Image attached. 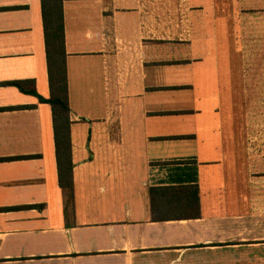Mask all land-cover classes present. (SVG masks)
Masks as SVG:
<instances>
[{"label":"crops","instance_id":"1","mask_svg":"<svg viewBox=\"0 0 264 264\" xmlns=\"http://www.w3.org/2000/svg\"><path fill=\"white\" fill-rule=\"evenodd\" d=\"M243 4L216 19L215 0H62L67 200L39 101L40 0H0V264H264V149L247 148L241 67L264 0Z\"/></svg>","mask_w":264,"mask_h":264},{"label":"trees","instance_id":"2","mask_svg":"<svg viewBox=\"0 0 264 264\" xmlns=\"http://www.w3.org/2000/svg\"><path fill=\"white\" fill-rule=\"evenodd\" d=\"M40 3L49 97L48 99L39 98V101L48 104L51 109L58 184L66 199L71 200L70 120L63 44L62 0H40ZM11 84L22 90L23 82ZM30 93L35 95L32 90Z\"/></svg>","mask_w":264,"mask_h":264},{"label":"rangeland","instance_id":"3","mask_svg":"<svg viewBox=\"0 0 264 264\" xmlns=\"http://www.w3.org/2000/svg\"><path fill=\"white\" fill-rule=\"evenodd\" d=\"M244 8L254 7L255 0H245ZM223 0H215V18L221 19ZM247 18H254V13L247 10ZM251 20L247 23L246 34L241 39V48L247 54L242 55L241 67L247 78V98L255 102L247 106L248 120V149H264V24L253 28ZM264 23V22H263ZM260 28H262L260 30ZM250 29V31H249ZM221 26L216 27V56L214 61L218 66V83L221 98L222 83V35ZM261 31V32H260ZM243 73V72H242ZM244 75V73H243ZM257 105V106H256ZM256 118V119H255ZM254 138V139H253ZM257 144V145H256Z\"/></svg>","mask_w":264,"mask_h":264}]
</instances>
